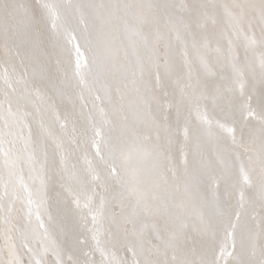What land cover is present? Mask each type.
Wrapping results in <instances>:
<instances>
[{
	"label": "snow or ice",
	"instance_id": "6c2138e0",
	"mask_svg": "<svg viewBox=\"0 0 264 264\" xmlns=\"http://www.w3.org/2000/svg\"><path fill=\"white\" fill-rule=\"evenodd\" d=\"M0 264H264V0H0Z\"/></svg>",
	"mask_w": 264,
	"mask_h": 264
}]
</instances>
